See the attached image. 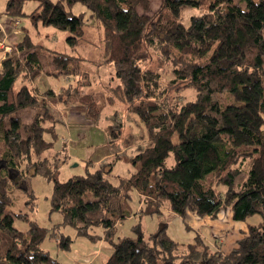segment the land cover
Masks as SVG:
<instances>
[{"label": "trees", "instance_id": "1", "mask_svg": "<svg viewBox=\"0 0 264 264\" xmlns=\"http://www.w3.org/2000/svg\"><path fill=\"white\" fill-rule=\"evenodd\" d=\"M26 1L6 0L4 14L14 19L12 25L28 15L32 26L69 31L72 47L85 33L83 15L74 14L73 5L98 20L106 60L148 143L132 158L138 169L116 183L105 177L104 167L58 181V160L50 150L59 119L51 103L83 106L88 120L99 109L93 93L77 97L66 88L28 85L43 64L21 27L16 50L0 62V264H61L40 246L47 229L8 209L15 190H25V179L33 175L53 181L50 209L61 212L65 223L83 234L102 227L101 237L112 246L102 264H264V0H159L154 9L150 0H38L29 14L23 11ZM185 6L201 10L188 24L179 20ZM51 61L55 75L90 84L79 57L58 53ZM168 64L173 77L164 80L160 69ZM184 89L194 91L193 100L168 97L170 90ZM225 93L236 102L221 101ZM26 107L36 111L24 122L17 112ZM133 190L145 204L141 213H158L167 203L180 216L192 211L216 217L229 208L233 220L258 214L260 221L248 224L226 253L211 249L198 234L181 251L165 226L146 237L140 232L114 241ZM15 216L28 223L26 231L14 227Z\"/></svg>", "mask_w": 264, "mask_h": 264}, {"label": "rangeland", "instance_id": "2", "mask_svg": "<svg viewBox=\"0 0 264 264\" xmlns=\"http://www.w3.org/2000/svg\"><path fill=\"white\" fill-rule=\"evenodd\" d=\"M5 2L6 0H0V27L3 30L8 27V31L13 32L20 31L21 27L27 28L41 55L43 71L28 85L50 88L55 92L66 88V92L77 97L86 92L93 93L99 109L98 116L94 120H88L83 116V106L67 105L64 102L51 103V109L59 119L55 127L56 137L50 150L53 158L58 160L57 180L64 181L72 176L84 175L86 170L93 171L104 167L107 170L105 177L116 183L135 172L138 164L133 163L132 158L147 145L148 137L143 122L128 109L118 87L119 81L112 62L106 60L107 43L98 20L90 17L81 4L73 5L71 11L83 15L85 33L78 45L72 47L66 40L70 35L69 31L40 22L37 26H32L28 15L17 18L18 23L12 25L14 19L4 14ZM158 3L159 0H150L151 9L156 8ZM37 4L38 0H27L23 11L29 14ZM200 12L198 8L185 6L181 9L179 20L188 24L190 16ZM9 21L11 24H8ZM17 39L13 34L6 38L9 48L0 50L1 60L7 53L16 50ZM58 53L79 57L81 68L89 74L90 84L79 85L78 76L55 75L51 60ZM171 70L170 64L160 69L164 80L173 77ZM169 94L168 97L176 96L181 102L194 99L192 89L179 92L170 90ZM221 101L236 102L228 93L221 95ZM35 111L36 108L26 107L19 110L17 115L26 122ZM68 113L71 115L70 120L66 118ZM45 138L49 139L50 136L47 134ZM24 184L26 189L15 190V199L8 209L14 213H26L29 219L47 229L48 235L40 245L43 250L48 251L61 264H102L106 261L112 246L101 237L102 227H92L88 234L79 233L77 228L64 222L61 212L51 211L49 199L53 188L52 180L33 175L28 176ZM223 188L222 185L218 186V189ZM91 198L90 194L85 195V199ZM126 203L129 215L123 216L117 222L114 241L124 237L136 238L140 232L146 237L165 226L167 235L179 242L181 251L199 234L211 249L228 252L242 236V229H246L248 224H257L260 221L258 214L250 215L245 220H233L229 208L219 212L216 217L199 216L192 211L180 216L173 213L167 203L161 206L158 213H141L140 209H144L145 204L135 190L130 192ZM13 225L21 231L28 229V223L16 216ZM65 236L70 238L69 242L64 240Z\"/></svg>", "mask_w": 264, "mask_h": 264}, {"label": "crops", "instance_id": "3", "mask_svg": "<svg viewBox=\"0 0 264 264\" xmlns=\"http://www.w3.org/2000/svg\"><path fill=\"white\" fill-rule=\"evenodd\" d=\"M8 28V27H7ZM7 28H5L4 30L2 29V27H0V30L2 29V31H5V32H8L7 33V35L9 36L10 34L12 35L13 34V36H15V37H17V38H19V33L18 32H13V31H8V29ZM10 30V29H9ZM10 32V33H9ZM17 33V34H16ZM18 40V39H17ZM0 56H1V54H0ZM0 62H1V57H0ZM70 117H71V115H70V113H68V116H66V118H69V120H70ZM246 229H247V227H246ZM246 229H242V232L244 233V231L246 230ZM197 235V234H196ZM199 235V234H198ZM243 235V234H242ZM200 236V235H199ZM238 240V239H237ZM224 253H226V252H224Z\"/></svg>", "mask_w": 264, "mask_h": 264}, {"label": "built area", "instance_id": "4", "mask_svg": "<svg viewBox=\"0 0 264 264\" xmlns=\"http://www.w3.org/2000/svg\"><path fill=\"white\" fill-rule=\"evenodd\" d=\"M17 23V21L15 22V24ZM9 47L6 44V36H4V33L2 34V37L0 36V50L1 49H8Z\"/></svg>", "mask_w": 264, "mask_h": 264}]
</instances>
